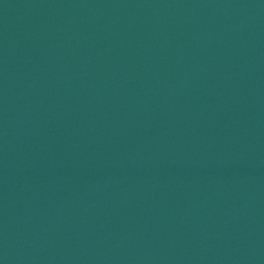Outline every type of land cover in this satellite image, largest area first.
<instances>
[{
	"label": "water",
	"instance_id": "water-1",
	"mask_svg": "<svg viewBox=\"0 0 264 264\" xmlns=\"http://www.w3.org/2000/svg\"><path fill=\"white\" fill-rule=\"evenodd\" d=\"M0 264H264V0H0Z\"/></svg>",
	"mask_w": 264,
	"mask_h": 264
}]
</instances>
